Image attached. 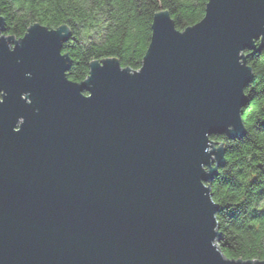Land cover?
<instances>
[{"label": "water", "instance_id": "obj_1", "mask_svg": "<svg viewBox=\"0 0 264 264\" xmlns=\"http://www.w3.org/2000/svg\"><path fill=\"white\" fill-rule=\"evenodd\" d=\"M139 71L69 79L68 27L17 40L0 15V264H264L217 246L206 184L241 138L264 0H210L184 32L156 14ZM258 42L261 47L258 48Z\"/></svg>", "mask_w": 264, "mask_h": 264}, {"label": "trees", "instance_id": "obj_2", "mask_svg": "<svg viewBox=\"0 0 264 264\" xmlns=\"http://www.w3.org/2000/svg\"><path fill=\"white\" fill-rule=\"evenodd\" d=\"M210 0H0L3 36L22 39L39 24L50 30L68 27L63 53L73 61L70 80L81 83L94 61L116 59L124 69L139 71L152 38L157 13L167 11L184 32L206 14ZM261 47L260 42H258ZM253 79L243 108L246 133L225 145V163L210 187L218 205L217 246L229 260L264 261V47L247 51Z\"/></svg>", "mask_w": 264, "mask_h": 264}, {"label": "rangeland", "instance_id": "obj_3", "mask_svg": "<svg viewBox=\"0 0 264 264\" xmlns=\"http://www.w3.org/2000/svg\"><path fill=\"white\" fill-rule=\"evenodd\" d=\"M214 136H221V135H214ZM214 136H212V137H214ZM212 137H211V138H212ZM215 143H216V142H215ZM216 148H219V144H218V143H216ZM215 177H216V175L214 176L213 180L215 179ZM213 180H212V181H213Z\"/></svg>", "mask_w": 264, "mask_h": 264}]
</instances>
